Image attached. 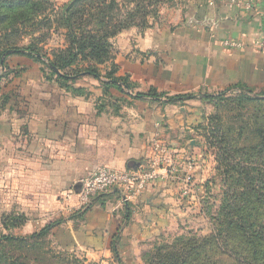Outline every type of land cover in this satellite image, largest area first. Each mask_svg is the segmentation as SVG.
I'll return each instance as SVG.
<instances>
[{
    "label": "crops",
    "instance_id": "1",
    "mask_svg": "<svg viewBox=\"0 0 264 264\" xmlns=\"http://www.w3.org/2000/svg\"><path fill=\"white\" fill-rule=\"evenodd\" d=\"M197 1L174 27L131 28L111 40L113 59L97 68L104 76L114 67L122 89H105L104 78L90 75L65 83L38 56L5 53L0 231L8 217L23 218V237L54 224L44 253L75 255L86 264H146L143 256L155 241L206 222L203 198L215 175L188 136L199 122L189 100L233 90L264 92V53L252 47L261 27L258 11ZM230 39L243 49L225 50L222 43ZM137 94L150 96L135 99ZM163 158L178 179L192 177L189 195L164 177ZM153 162L162 179L130 201L111 192L78 209L77 184L97 168H146ZM205 228L197 232L206 235Z\"/></svg>",
    "mask_w": 264,
    "mask_h": 264
},
{
    "label": "rangeland",
    "instance_id": "2",
    "mask_svg": "<svg viewBox=\"0 0 264 264\" xmlns=\"http://www.w3.org/2000/svg\"><path fill=\"white\" fill-rule=\"evenodd\" d=\"M115 1L119 10L104 11L107 16L104 22H109V27L132 14L133 23L139 24L147 20V24H145L147 27L157 26L159 28L160 25L166 27L178 25L194 0H182L179 4L177 3L170 8L163 7V10L159 11L125 10L126 0ZM205 1L207 0H200V4L205 5ZM197 2L196 4L199 3ZM222 2L229 8H238L231 6L225 0ZM210 3H208L209 6H212L213 4L210 5ZM68 5L69 3L59 5L51 0H0V54L3 49L8 47H31L39 54L53 58V54L57 50H65L67 42H69L66 37L69 31L65 23L64 9ZM86 12L89 13L90 19L85 17L80 26L74 27V29L79 30L78 33L80 34L85 29L92 27L97 30L101 27L97 24L99 17L96 15L97 11L86 10ZM152 14H157L158 18L153 19ZM4 56L5 54L0 57V76L4 75V65L1 64V59ZM76 65V67L81 66L80 63ZM189 101L197 109L199 122L188 136L196 140L199 154H202L201 158L207 157L206 161L210 164V169L215 175L212 179V185H209V191L206 190L203 198V213L206 222H199L195 224L194 229H185L181 234L168 235L163 241H155L154 247L165 246L172 248L171 251L175 252L178 247L183 245L175 244L177 239L185 238L182 241H186L193 239V237L205 238L212 235L214 230L215 232L219 230L222 239L228 242L230 250L238 254V258H230L220 249H213L208 255L209 260L200 258L202 263L260 264L261 260H252L250 250L238 236L231 235V231L228 230L222 231L226 228L225 222L227 220L221 215V208L225 204L223 193L228 187L236 189L241 187L235 186L231 180L224 181V167H219L216 158L217 154H221L219 153L221 149L228 151L225 152L226 157L230 158V163L249 161V158L252 157L261 172V176L254 175V178L262 177L264 180V159H258L254 155L255 151L250 150L258 144H260V149H264V94H242L233 90L212 98L191 99ZM221 140H223L222 143H220ZM239 150L243 151L239 152ZM255 185L259 186L258 183ZM261 185H264V182ZM249 211L250 209L247 208V212ZM251 213L258 222L264 223V205H253ZM202 226H206V235L197 232V229ZM34 242V240L0 242V264H86L85 259L76 258L75 255L39 254L37 251L45 250L46 240L42 239L35 245ZM190 257L193 258V256Z\"/></svg>",
    "mask_w": 264,
    "mask_h": 264
},
{
    "label": "trees",
    "instance_id": "3",
    "mask_svg": "<svg viewBox=\"0 0 264 264\" xmlns=\"http://www.w3.org/2000/svg\"><path fill=\"white\" fill-rule=\"evenodd\" d=\"M182 0H126L125 10H163V7L170 8L175 4H179ZM86 10H96L98 22L101 27L94 30L85 29L82 33H78L79 30L74 29L75 26H80L83 23L85 17L90 19V15ZM105 10H119L115 0H73L64 9L65 23L68 28V34L66 35L69 42L65 50H57L53 58L45 57L31 47L20 48L11 47L2 50L0 57L5 53L10 54H27L38 56L42 61L44 68L51 72L52 75H56L58 80L62 82H68L69 80H75L83 75H90L94 78H104L103 86L105 89L113 86L122 89L121 79H117L114 74L116 69L111 67L109 71L102 76L97 68L98 65H103L113 59V49L111 40L125 30L131 28H146L147 20L139 24L133 23L132 14L128 15L126 19L122 18L120 22L109 27V22L106 21ZM169 10V9H167ZM157 11V12H158ZM156 12V13H157ZM152 18H158L157 14H152ZM149 16V15H146ZM149 18V17H148ZM145 25V26H144ZM144 26V27H142ZM166 26L160 25L159 28ZM81 66L76 67V64ZM85 64L87 65L86 67ZM76 65V66H75ZM75 66V67H74ZM127 89L130 88L128 84H124ZM242 94L252 93L246 91H238ZM221 93V95L225 94ZM152 97L155 95L150 93ZM150 94H148L150 96ZM264 94V92L260 93ZM148 95L137 94L135 99L145 98ZM220 95V94H219ZM213 96H205L203 98H212ZM171 100H174L172 98ZM223 140L220 141L222 143ZM260 144L255 148L250 149L255 151L254 155L258 159H264V149H260ZM258 148V149H256ZM222 151V152H221ZM219 151L221 154H217L216 160L219 167H224L223 174L225 180H231L232 183L241 188L236 189L232 187L226 188L224 191L225 204L221 208L222 217L227 218L225 224L226 228L222 231H231V235L238 236L242 243H244L250 250L251 258L253 261L261 260L260 264H264V223L258 222L252 216L251 207L253 205H264V185H261L264 180L262 177L257 179L254 175L261 176V172L257 168L258 166L253 161L252 157L249 161L233 162L230 163V158L226 157L227 150ZM226 151V152H225ZM243 150H239L241 152ZM257 151V152H256ZM244 183V184H241ZM258 183L259 186H256ZM226 187V182H225ZM247 208L250 209L247 212ZM24 221L21 217H8L2 222V231H0V242L7 243L12 241L27 242V240H34V245L41 241H45L47 231L54 226L50 224L43 229L35 232L29 237H23L19 234V228L23 225ZM213 234L205 238L193 237V239L185 240V238L177 239L175 244H183L177 248V250L171 251L172 248H166L165 246L154 247L152 252L145 254L144 260L146 264H204L200 258L209 260L208 255L213 249H220L228 257L238 258V254L233 253L230 250V246L227 241L222 239L221 232L215 230ZM43 250L37 251L39 254L44 253ZM190 256H193L191 258ZM117 256H115L116 258ZM248 263V262H247ZM206 264H214L207 262Z\"/></svg>",
    "mask_w": 264,
    "mask_h": 264
},
{
    "label": "built area",
    "instance_id": "4",
    "mask_svg": "<svg viewBox=\"0 0 264 264\" xmlns=\"http://www.w3.org/2000/svg\"><path fill=\"white\" fill-rule=\"evenodd\" d=\"M231 6L238 7L244 11L256 10L261 20V27L252 47L259 53H264V2L259 3L253 0H225ZM210 5H212L210 3ZM225 50L231 52H240L243 45L239 41L225 40L222 43ZM167 165L164 173L166 179H171L181 185L182 194L187 196L193 188L192 177L186 175L182 179L176 177V169L173 165H169L168 159L163 158ZM158 179H162L158 173V164L153 162L149 167L130 168L126 170L109 169L99 167L85 178L78 182V190L76 196L78 199L79 210H87L93 201L101 195L111 192H117L123 202H128L135 196L139 195L148 185H152Z\"/></svg>",
    "mask_w": 264,
    "mask_h": 264
},
{
    "label": "water",
    "instance_id": "5",
    "mask_svg": "<svg viewBox=\"0 0 264 264\" xmlns=\"http://www.w3.org/2000/svg\"><path fill=\"white\" fill-rule=\"evenodd\" d=\"M2 64V63H1Z\"/></svg>",
    "mask_w": 264,
    "mask_h": 264
}]
</instances>
